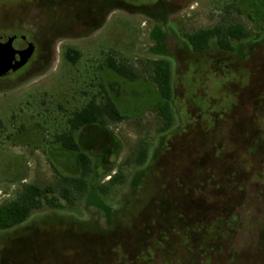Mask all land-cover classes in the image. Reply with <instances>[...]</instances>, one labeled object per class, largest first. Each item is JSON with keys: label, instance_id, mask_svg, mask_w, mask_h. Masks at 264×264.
Segmentation results:
<instances>
[{"label": "rangeland", "instance_id": "rangeland-1", "mask_svg": "<svg viewBox=\"0 0 264 264\" xmlns=\"http://www.w3.org/2000/svg\"><path fill=\"white\" fill-rule=\"evenodd\" d=\"M231 23L252 32L234 51L197 53L184 36ZM1 31L36 46L0 87V204L23 182L59 188L60 174L79 173L56 136L90 99L111 97L125 118L109 122L112 135L77 133L95 163L108 152L111 161L74 206L44 207L0 232V264H264V0H0ZM69 47L81 52L75 64ZM110 56L140 77L119 75ZM159 58L172 66L166 131L151 79ZM143 142L146 162L124 164L125 183L100 194V179ZM220 207L237 220L207 245L208 263L204 230L187 239L185 224L210 221Z\"/></svg>", "mask_w": 264, "mask_h": 264}, {"label": "trees", "instance_id": "trees-1", "mask_svg": "<svg viewBox=\"0 0 264 264\" xmlns=\"http://www.w3.org/2000/svg\"><path fill=\"white\" fill-rule=\"evenodd\" d=\"M252 32L242 23L218 24L211 28L199 29L192 33H185L184 36L194 52H204L211 48L212 44L216 45L223 51H234L235 42L247 39ZM66 58L72 63H77L81 56V52L76 48L69 47L65 52ZM152 65L151 79L158 88L159 100L157 103V113L163 119L161 131L170 129L174 123V114L172 110L173 100V83H172V66L171 62L165 58L153 59L150 61ZM108 66L117 72L119 75L130 80H136L140 77L137 70L130 66L125 61H117L110 56ZM125 118L123 112L119 109L117 103L109 96L98 100L96 97L78 110H75L68 118V129L56 136V142L63 148L76 154L80 166L79 173L75 175L60 174L61 184L59 188L49 184L40 186L36 183L23 182L20 184L13 195L5 199L0 204V232L9 230L17 225L27 221L34 211L43 209L44 207L60 208L65 204L74 206L78 200L85 196L89 189V178L93 174L98 176L99 166L102 163L110 162L108 153L99 155V163H95L89 152L84 150L77 137V133L89 127H96L104 136L112 135L108 129L110 121H121ZM114 139V136H112ZM108 149L114 152L118 147V141L108 143ZM149 144L143 142L139 145L137 155L134 159H126L122 162L107 182H102L101 179L97 184V189L100 194H108L112 190L118 188L126 181V174L123 170L124 164L142 165L148 158ZM101 163V164H100ZM105 174V173H104ZM102 174L101 176H103ZM100 176V175H99ZM217 216L206 221L197 219L192 224H185V237L190 239L191 232H199L204 230L203 237L205 244L199 245L201 251L207 253L208 263L212 254V246L207 245L213 243L228 227L232 228L237 220V216H228L224 208L220 207ZM181 218V217H180ZM201 223L210 225L207 229ZM188 241V240H187ZM157 246L147 245L146 250L142 252H155L159 248L160 241H157ZM203 262V260H202Z\"/></svg>", "mask_w": 264, "mask_h": 264}, {"label": "water", "instance_id": "water-1", "mask_svg": "<svg viewBox=\"0 0 264 264\" xmlns=\"http://www.w3.org/2000/svg\"><path fill=\"white\" fill-rule=\"evenodd\" d=\"M35 44L25 35L0 38V76L10 70L17 71L33 56Z\"/></svg>", "mask_w": 264, "mask_h": 264}, {"label": "flooded vegetation", "instance_id": "flooded-vegetation-1", "mask_svg": "<svg viewBox=\"0 0 264 264\" xmlns=\"http://www.w3.org/2000/svg\"><path fill=\"white\" fill-rule=\"evenodd\" d=\"M11 35H21V34H14V33H8V32H5V31H1L0 32V38L1 37H5V36H11ZM29 39V38H28ZM30 41V40H29ZM34 43V42H33ZM35 44V43H34ZM36 46V45H35ZM30 61V60H29ZM29 61H28V63H29ZM27 63V64H28ZM26 64V65H27ZM25 65V66H26ZM25 66H23V67H21L20 69H18L17 71H13V70H10L9 72H7L6 74H4V75H2V76H0V87L4 84V82H5V80H6V78L8 77V76H11V75H13V74H16V73H18V72H20ZM1 90V89H0Z\"/></svg>", "mask_w": 264, "mask_h": 264}]
</instances>
